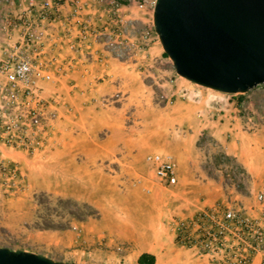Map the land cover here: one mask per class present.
Wrapping results in <instances>:
<instances>
[{"label":"rangeland","instance_id":"1","mask_svg":"<svg viewBox=\"0 0 264 264\" xmlns=\"http://www.w3.org/2000/svg\"><path fill=\"white\" fill-rule=\"evenodd\" d=\"M117 1L122 25L114 48L104 40L98 43L104 55L86 53L95 61L131 63L132 84L127 92L90 99L94 128L84 133L80 155L73 146L56 154L5 151L25 188L0 186V247L66 263L137 264L144 245L157 247L171 230L176 235L187 204L204 200L200 183H219L225 204L249 193L245 169L214 133L229 141L241 132L264 143V83L229 94L180 77L154 31L155 0ZM150 152L174 157L175 185L158 182L144 160ZM115 155L129 163H101L100 157Z\"/></svg>","mask_w":264,"mask_h":264},{"label":"built area","instance_id":"2","mask_svg":"<svg viewBox=\"0 0 264 264\" xmlns=\"http://www.w3.org/2000/svg\"><path fill=\"white\" fill-rule=\"evenodd\" d=\"M0 186L12 191L25 188L24 177L5 151L41 152L56 131L58 102L41 94L40 81L52 79L50 66L57 56L45 58L66 40L79 55L90 42L112 40L121 31L117 0H0ZM57 31L53 39L51 33ZM163 186L177 182L174 157L150 152L144 157ZM264 202V191L256 195ZM176 239L206 256L209 264H251L255 253L264 264V214L251 217L239 203H216L191 217L176 221Z\"/></svg>","mask_w":264,"mask_h":264},{"label":"water","instance_id":"3","mask_svg":"<svg viewBox=\"0 0 264 264\" xmlns=\"http://www.w3.org/2000/svg\"><path fill=\"white\" fill-rule=\"evenodd\" d=\"M154 31L180 77L244 94L264 83V0H155ZM0 264H78L0 247Z\"/></svg>","mask_w":264,"mask_h":264},{"label":"crops","instance_id":"4","mask_svg":"<svg viewBox=\"0 0 264 264\" xmlns=\"http://www.w3.org/2000/svg\"><path fill=\"white\" fill-rule=\"evenodd\" d=\"M57 34V31L53 30L51 37L54 39ZM58 42L59 45L53 47L52 41L49 40L45 51L46 59L51 54L57 56V64H52L49 68L52 79L39 83L42 88V96L46 99H55L58 102L57 133L39 154L45 152L56 154L73 146L80 155L82 142L87 141L83 138L84 133L94 128L93 118L90 119V117L94 116L96 111L90 99L101 97L115 90L127 92L135 74L131 63L115 61L113 58L103 62L102 60L95 61L93 52L86 53L87 50H101L97 52L100 54L99 56L105 54L96 42H90L88 48L79 55L73 53L66 40ZM214 134L222 147L229 154L234 155L246 171L249 180L246 181L249 193L242 192L238 199L242 209L251 217L264 214V202L260 203L256 199V195L264 191L261 187L264 185V168L259 158L263 152L262 145L264 143L256 137L248 138L241 132L234 133L233 139L229 141H225L218 133ZM235 138L238 139L237 142ZM91 142L100 146L98 140L91 139ZM81 159L83 157L79 156L78 160ZM100 160L101 163L105 160H114L117 166L121 162L129 163V160L123 157L119 158L117 155L114 158L100 157ZM200 185L206 197L201 202L188 203V213L184 216L185 218L191 217L203 209H208L216 203L225 204L223 189L219 183L208 179ZM175 237L174 230H171L166 239L162 240L157 247L148 248L144 245L135 260L137 261L141 253L148 252L155 256L154 264H209L206 256L198 255L194 248H184L178 245ZM251 264H262V256L255 253Z\"/></svg>","mask_w":264,"mask_h":264},{"label":"trees","instance_id":"5","mask_svg":"<svg viewBox=\"0 0 264 264\" xmlns=\"http://www.w3.org/2000/svg\"><path fill=\"white\" fill-rule=\"evenodd\" d=\"M165 56H167L164 53ZM155 256L148 252L141 253L137 258V264H154Z\"/></svg>","mask_w":264,"mask_h":264}]
</instances>
